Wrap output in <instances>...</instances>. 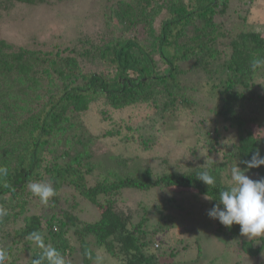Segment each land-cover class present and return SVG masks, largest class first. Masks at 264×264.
Here are the masks:
<instances>
[{
  "label": "trees",
  "instance_id": "16d2710c",
  "mask_svg": "<svg viewBox=\"0 0 264 264\" xmlns=\"http://www.w3.org/2000/svg\"><path fill=\"white\" fill-rule=\"evenodd\" d=\"M0 1L6 6L35 3ZM229 3L230 0H117L107 24L113 20L126 31L141 28L145 39L122 34L101 44L88 41L80 50L65 49L74 56H62L59 50L15 48L0 39V166L8 169V175L0 178V206L7 210V215L0 217V238L11 237L9 254L12 246L33 242L29 239L32 232H39L44 243L50 242L62 255L73 254L75 249L69 247L65 235L71 232L79 244L83 264H92L97 257L92 245L119 264H160V255L149 245V231L143 229L146 218L133 223L132 214L118 211L120 193L128 189L186 190L206 197L213 206L218 203L219 193L230 187L232 167L243 169L242 161L249 160L256 150L264 156V135L256 137L234 109L252 100L248 94L254 93L252 87L263 77L264 67L253 71L250 62L264 59V36L246 30L245 24L225 29L217 16L224 15ZM155 55L166 66L163 72ZM85 59L95 60L97 68L86 70L81 65ZM189 72L206 79L191 85L185 78ZM213 75L218 82L212 83ZM200 88L211 99L224 100L226 109L215 115L237 129L234 141L222 145L223 161L211 160L190 172L155 176L149 166H134L136 157H131L130 162H110L111 166L101 170L103 162L94 158V142H112L119 135L121 143H130L133 137L122 134L121 126L92 136L80 118L93 104L101 103L115 111L152 104L161 112L177 113L195 107ZM213 132L220 136L217 129ZM143 144L149 149L147 141ZM205 170L215 177V186L196 179L197 173ZM246 173L254 175L253 180L260 179L264 177V165ZM31 182L50 183L55 189L56 195L49 199L51 208L57 204L59 192L68 188L96 206L99 219L81 222L69 210L54 213L48 220L40 214H28ZM20 218L23 224L7 231ZM169 227L163 223L154 232ZM217 229L235 239L243 258L256 257L255 264H264V236L249 239L240 234L236 224L225 227L220 223ZM256 241L261 243L258 247L254 246ZM34 249L37 253L33 259L42 253L38 246Z\"/></svg>",
  "mask_w": 264,
  "mask_h": 264
},
{
  "label": "rangeland",
  "instance_id": "374dc122",
  "mask_svg": "<svg viewBox=\"0 0 264 264\" xmlns=\"http://www.w3.org/2000/svg\"><path fill=\"white\" fill-rule=\"evenodd\" d=\"M116 3L117 0H35L34 4L13 3L6 6L0 1V39L15 48L59 50L62 56L69 53L75 55L66 48L80 50L81 45L88 41L101 44L122 34L145 39V32L141 28L126 31L113 20L107 24L109 14L116 10ZM217 20L224 23L225 29H235L245 24L246 30L261 32L264 36V0H230L228 9L224 15L217 16ZM154 58L159 63V56L155 55ZM81 65L86 70L97 68L95 60L85 59ZM159 65L163 72L166 66L162 63ZM262 74L263 77L258 78L251 89L254 93L248 94L252 100L234 106L236 113L247 121L256 137L264 135V99H261L264 96V71ZM185 78L191 85L206 79L190 72ZM211 81L218 82L214 75ZM194 101L195 107L177 113L173 110L161 112L152 104L122 111L107 109L101 103L93 104L80 118L82 126L92 136L121 126L122 134L134 139L130 143H121L118 135L112 142L106 139L94 142V158L98 163L103 162L101 170L114 162H130L131 157H136L134 166H149L155 176L168 172H190L197 167H205L211 160L223 161L225 151L222 145L228 140L233 142L237 136L235 126L228 125L215 115L216 111L226 109L224 100L211 99L200 88ZM130 127L131 130L128 129ZM216 129L220 136H215L217 133L213 131ZM207 132H210L209 136ZM143 141L148 142L149 149ZM248 176L254 178V175ZM29 194L28 214H40L46 220L62 210H69L81 222H95L100 217L96 206L68 188L59 192L58 202L53 208L50 201L42 204L38 197L31 192ZM117 200L118 211L132 214L133 223L146 218L143 229L149 231V245L155 248H152L154 253L160 255V264H255L258 261L256 257L243 258L235 239L216 231L220 222L208 217L207 212L212 204L204 196L177 189L167 191L155 188L146 192L128 189L123 190ZM163 223L170 227L155 233V227ZM22 224L23 218H20L7 231ZM65 235L69 247L75 249L73 254L63 255L66 264H83L77 240L71 232ZM45 244L51 245L50 242ZM260 244V241L254 242L255 247ZM11 245V237L0 241V248L7 254L5 264L32 263L37 253L34 241L12 246L9 254ZM91 248L101 258L102 264H119L106 251L98 250L94 245ZM146 252L150 253L151 250ZM97 257L92 264H97ZM262 257L264 260V253Z\"/></svg>",
  "mask_w": 264,
  "mask_h": 264
},
{
  "label": "clouds",
  "instance_id": "9594fccd",
  "mask_svg": "<svg viewBox=\"0 0 264 264\" xmlns=\"http://www.w3.org/2000/svg\"><path fill=\"white\" fill-rule=\"evenodd\" d=\"M253 71L264 67V59L255 58L250 62ZM242 163L245 167L234 166L230 169V187L219 193V200L214 204L207 215L218 220L223 226L231 227L233 224L240 226V234L247 238L264 236V177L253 180L246 171L264 165V156L259 150L253 152L249 160ZM8 175V169L0 166V178ZM199 181L207 186H215L216 179L208 171L197 173ZM29 191L39 198L42 204H47L51 197L56 195L50 183L31 182ZM212 200V199H210ZM7 215V210L0 206V217ZM29 239L42 249L41 255L32 260V264H66L63 255L51 245L44 243V238L39 232L29 234ZM7 260L6 251L0 248V264ZM97 264H102L97 257Z\"/></svg>",
  "mask_w": 264,
  "mask_h": 264
},
{
  "label": "built area",
  "instance_id": "2783aa9c",
  "mask_svg": "<svg viewBox=\"0 0 264 264\" xmlns=\"http://www.w3.org/2000/svg\"><path fill=\"white\" fill-rule=\"evenodd\" d=\"M156 247H157V245H156Z\"/></svg>",
  "mask_w": 264,
  "mask_h": 264
}]
</instances>
